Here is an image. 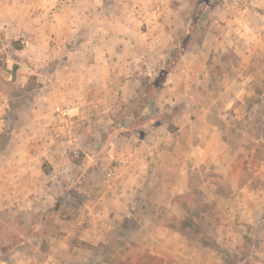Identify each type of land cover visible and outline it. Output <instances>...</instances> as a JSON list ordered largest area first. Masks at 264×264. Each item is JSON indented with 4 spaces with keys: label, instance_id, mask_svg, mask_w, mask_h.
<instances>
[{
    "label": "rangeland",
    "instance_id": "374dc122",
    "mask_svg": "<svg viewBox=\"0 0 264 264\" xmlns=\"http://www.w3.org/2000/svg\"><path fill=\"white\" fill-rule=\"evenodd\" d=\"M50 1L54 28L0 25V261L24 241L56 243L113 157L132 149L152 165L142 150L155 145L179 152L163 174L168 192L180 186V207L166 206L156 223L194 244L195 264H264V213L244 218L231 186L233 176L264 183V0ZM165 58L173 63L152 96ZM56 106L71 117L62 121ZM193 147L204 155L186 153ZM220 147L229 171L215 163ZM159 192L146 180L132 213H155ZM104 251L140 256L127 235Z\"/></svg>",
    "mask_w": 264,
    "mask_h": 264
},
{
    "label": "crops",
    "instance_id": "0c3cea01",
    "mask_svg": "<svg viewBox=\"0 0 264 264\" xmlns=\"http://www.w3.org/2000/svg\"><path fill=\"white\" fill-rule=\"evenodd\" d=\"M40 1L0 0V25L3 27L8 24L10 29L22 25L35 32L36 24L42 19L49 27L54 28V21L58 19V15L55 11L48 14V11L53 9L52 1L44 0V2H50L46 4H41ZM254 2L255 0H250L251 4ZM57 10L59 11V9ZM235 20L240 24L238 32H241L245 21L240 17H235ZM220 58L224 59V56ZM195 115L193 113L192 116ZM200 117L201 115H198L191 119L199 120ZM200 136L194 134L193 138L196 139ZM134 140H141V138L134 137ZM161 143L162 141H160ZM151 148L147 150L145 148L142 152L144 155L149 153L152 159H158V162L156 161L157 163L154 162L152 165L147 162L137 163L134 161L131 155L132 149H123L118 153V156L113 157L111 162L115 165L114 177L111 180L105 178V169L109 166L107 164L104 167L103 175L98 178L96 183H92L93 187L88 193L89 197L85 201L82 212L70 218L71 221L67 223L65 229H62L63 233L57 238L56 243H52L47 249H41L36 242L30 241L27 244L24 241L17 244L11 250L8 258L2 259L0 264H195L191 254V251L195 249L194 244L180 243L181 235L177 228L166 224H157L155 221L158 219V215L169 213L166 206H171L174 209L180 207L175 199L180 186L176 185L174 191L168 192L165 186L167 177L164 178L163 174L169 168L176 170L177 165L170 158H173V154L178 156L179 152L175 150L172 153V151H168L169 147L161 149L154 145ZM164 152H167L165 159L160 160L162 154H165ZM227 152L226 148L220 147L219 156L215 162L225 170L230 167V163L227 161ZM186 153L199 159L198 156L204 155V150L193 147L192 151ZM27 165L21 166L23 169H29ZM50 167H52V163H50ZM220 171L225 172L223 169ZM252 178L249 177L243 185H239L233 176L231 186L235 196L241 197L238 202L239 211L244 213V218H249V222L253 223V218L259 220L258 218H261V214L264 213V183L255 185L251 182ZM146 180L149 181L150 186L155 185L160 191L156 200L152 201L155 213H151L150 216L142 213L134 214L131 209L133 194L138 192V187L143 185ZM28 183L29 181H27V185ZM155 202L158 203L155 204ZM151 210L150 212H152ZM176 212L174 214L178 216L179 213ZM132 220H137L139 224L133 229L126 228L123 223ZM261 223L264 224V220ZM120 235H127L129 239L138 244V255L140 256L131 258L128 254H122V257H115L104 251V247L114 239H118ZM20 250L25 252L22 253ZM185 253H187V257L184 256Z\"/></svg>",
    "mask_w": 264,
    "mask_h": 264
},
{
    "label": "trees",
    "instance_id": "16d2710c",
    "mask_svg": "<svg viewBox=\"0 0 264 264\" xmlns=\"http://www.w3.org/2000/svg\"><path fill=\"white\" fill-rule=\"evenodd\" d=\"M13 45L15 48H20L21 44L18 41H14ZM177 58V56H176ZM173 60L168 58L162 59L158 66L154 70V75L149 79V83L147 85V92L152 93V96L156 94L159 88L163 85L165 81L166 73L169 71ZM50 167H46V171H50Z\"/></svg>",
    "mask_w": 264,
    "mask_h": 264
},
{
    "label": "built area",
    "instance_id": "2783aa9c",
    "mask_svg": "<svg viewBox=\"0 0 264 264\" xmlns=\"http://www.w3.org/2000/svg\"><path fill=\"white\" fill-rule=\"evenodd\" d=\"M57 116L62 120L65 121L71 117L70 110L64 106H56L55 108ZM119 163V162H118ZM115 175V165H109L105 169V178L107 180H111Z\"/></svg>",
    "mask_w": 264,
    "mask_h": 264
}]
</instances>
